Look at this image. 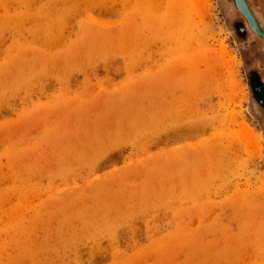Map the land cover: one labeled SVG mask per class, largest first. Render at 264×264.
Listing matches in <instances>:
<instances>
[{"label":"rangeland","instance_id":"obj_1","mask_svg":"<svg viewBox=\"0 0 264 264\" xmlns=\"http://www.w3.org/2000/svg\"><path fill=\"white\" fill-rule=\"evenodd\" d=\"M232 8L0 0V264H264Z\"/></svg>","mask_w":264,"mask_h":264},{"label":"flooded vegetation","instance_id":"obj_2","mask_svg":"<svg viewBox=\"0 0 264 264\" xmlns=\"http://www.w3.org/2000/svg\"><path fill=\"white\" fill-rule=\"evenodd\" d=\"M257 26L264 32V0H245ZM231 27L240 45L246 66L247 83L253 108L264 123V39L247 24L231 0Z\"/></svg>","mask_w":264,"mask_h":264},{"label":"water","instance_id":"obj_3","mask_svg":"<svg viewBox=\"0 0 264 264\" xmlns=\"http://www.w3.org/2000/svg\"><path fill=\"white\" fill-rule=\"evenodd\" d=\"M236 8L245 17L247 24L253 29V31L259 34L264 39V32L257 26L255 19L253 18L247 3L245 0H233Z\"/></svg>","mask_w":264,"mask_h":264},{"label":"bare ground","instance_id":"obj_4","mask_svg":"<svg viewBox=\"0 0 264 264\" xmlns=\"http://www.w3.org/2000/svg\"><path fill=\"white\" fill-rule=\"evenodd\" d=\"M200 1V0H199ZM144 3V2H143ZM153 3V2H152ZM157 3V2H156ZM154 5H155V2H154ZM246 129V128H245ZM252 130V129H251ZM250 129L248 130V131H251ZM247 133V132H246ZM254 133V132H253ZM256 144V143H255ZM257 146H258V148L259 149H261V147H262V145H261V143H260V141H257V144H256Z\"/></svg>","mask_w":264,"mask_h":264}]
</instances>
